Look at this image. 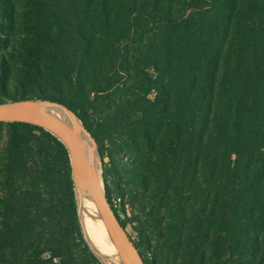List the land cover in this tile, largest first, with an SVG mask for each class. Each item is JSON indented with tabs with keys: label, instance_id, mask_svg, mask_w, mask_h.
I'll return each mask as SVG.
<instances>
[{
	"label": "trees",
	"instance_id": "obj_1",
	"mask_svg": "<svg viewBox=\"0 0 264 264\" xmlns=\"http://www.w3.org/2000/svg\"><path fill=\"white\" fill-rule=\"evenodd\" d=\"M19 2L24 21L0 23V104L81 121L145 264H264V0ZM3 129L0 264H112L82 232L65 146Z\"/></svg>",
	"mask_w": 264,
	"mask_h": 264
},
{
	"label": "water",
	"instance_id": "obj_2",
	"mask_svg": "<svg viewBox=\"0 0 264 264\" xmlns=\"http://www.w3.org/2000/svg\"><path fill=\"white\" fill-rule=\"evenodd\" d=\"M42 103L55 105L72 113L64 106L56 103L39 100L12 101L0 104V123L29 124L39 127L56 137L68 151L75 190L76 179H78L84 185L99 208L122 263L134 264L135 262L137 264H145L138 249L134 245V242L130 238L126 229L122 227L120 221L108 203L105 189L103 188V191H100L95 188L87 162L82 155L78 139L68 127L47 114L41 107Z\"/></svg>",
	"mask_w": 264,
	"mask_h": 264
},
{
	"label": "bare ground",
	"instance_id": "obj_3",
	"mask_svg": "<svg viewBox=\"0 0 264 264\" xmlns=\"http://www.w3.org/2000/svg\"><path fill=\"white\" fill-rule=\"evenodd\" d=\"M41 107L47 114L57 119L74 133L78 139L82 155L87 162L95 188L103 191L102 188L104 187L102 185L101 171L99 169L95 147L86 134L87 131L83 129L84 127L82 126L80 120L72 113H69L61 107L47 103H42ZM75 196L77 197L80 225L83 233L87 237V240H89L90 235L94 233V230L100 233L104 231L103 228H101V224L105 228L108 240L106 239V241L102 243L99 241H96L95 244L91 243L93 249L101 257L112 264H123L99 208L89 195L84 185L78 179H76ZM134 264L137 263L134 262Z\"/></svg>",
	"mask_w": 264,
	"mask_h": 264
},
{
	"label": "rangeland",
	"instance_id": "obj_4",
	"mask_svg": "<svg viewBox=\"0 0 264 264\" xmlns=\"http://www.w3.org/2000/svg\"><path fill=\"white\" fill-rule=\"evenodd\" d=\"M8 1L10 0H0V23H4L6 22L9 18V15L12 16V9L7 7L8 5L6 4ZM12 3H15V4H20V0H11ZM22 2V1H21ZM30 3V2H29ZM22 7V6H21ZM13 17L16 19L17 22L19 23H22L24 21V18L25 16L24 15H21V16H14ZM4 51H6V49L4 48V45L0 42V54L3 53ZM20 100V99H19ZM81 122V121H80ZM82 124V123H81ZM83 126V124H82ZM84 129V128H83ZM85 131V130H84ZM86 132V131H85ZM88 135V133H86ZM90 141L92 142L93 146L95 147V151H96V155H97V158H98V163H99V169L101 171V180H102V185L104 186V167L102 165V161H101V158L99 156V152H98V146L96 144V142L94 141V139L91 138L90 135H88ZM0 138H2V142H5L7 137H6V129H3L2 131H0ZM110 160V158L107 156L106 159H105V163H108ZM113 164L117 165V162H113ZM120 164V163H119ZM108 167L109 164H108ZM110 174H108V179L110 180ZM103 189V188H102ZM120 202H119V209H120ZM128 213H127V217L130 218L131 217V214H130V211L131 209L127 206L126 207ZM101 228H103V230L105 231V228L104 226L101 224ZM102 231V233L100 232H97L96 230H94V233H92L89 237V240H87V237L85 236L84 234V237L86 238V240L89 242V244L91 245V243L95 244L96 241H99V242H105L106 239L108 240L107 238V234H106V231L104 232ZM126 231L127 233L129 234V236L132 238V240L134 242H137L138 239H137V234L133 231V229L131 228V226H128L126 228ZM83 232V231H82ZM92 247V246H91ZM93 248V247H92ZM102 261V260H101Z\"/></svg>",
	"mask_w": 264,
	"mask_h": 264
}]
</instances>
